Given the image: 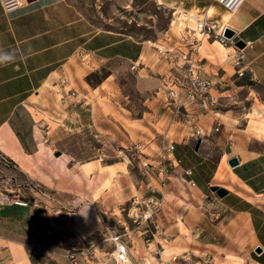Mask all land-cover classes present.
I'll return each mask as SVG.
<instances>
[{"label":"rangeland","instance_id":"obj_1","mask_svg":"<svg viewBox=\"0 0 264 264\" xmlns=\"http://www.w3.org/2000/svg\"><path fill=\"white\" fill-rule=\"evenodd\" d=\"M68 1L95 27L131 35L151 46L162 61V66L156 70L157 86L144 77V72L140 76L136 72L137 67L131 69V65L128 67L115 61L95 67L82 56L71 61L46 87L25 102L12 119V128L26 150L30 151L41 143L40 147L43 146L52 159L59 156L69 159L68 167L76 164V170L81 169V163L84 165L95 160L100 163H96L97 167L114 166L118 173L130 180L132 198H137L140 206L129 205L122 216L119 209L114 208L110 212L113 216L109 218L103 216L96 206L99 228L89 235L90 244L83 245L74 234L84 237L86 233L82 227L70 224L69 213L74 210L65 209L59 194L37 182L31 174L13 167L8 159L0 155V264H18L13 253L23 264H70L68 252H75L83 264H114L110 257L114 245L107 239L109 233L104 231V224L111 227L110 234L126 231L124 238L132 264H167L164 261L170 259L166 256L168 253L178 255L170 262L210 264L211 255L207 246L198 253L189 251L191 245L199 248L204 242L202 238L192 236L187 223L199 218V212L205 213L206 198L193 191L179 169L174 171L170 167L167 171L163 170L166 177L160 176L159 165L168 160L167 153L161 157V150L158 151L156 144H152L153 140L147 141L146 137L153 138L155 133H163L166 124L165 118H161L162 113L169 115L171 121L176 120L163 107L166 92L163 87L182 83L187 66L183 63L189 59L199 63L200 58L216 66L215 70L206 67L205 74L215 83L213 87H221L217 105L210 110L218 113L216 117L221 118L220 121L230 122L237 131L246 128L248 119L242 114L247 111L235 102L241 93L233 92L231 97L226 96L228 100L224 102L229 103L227 106L223 102L225 96L221 95L244 84L247 76L246 68L236 64L233 57L235 48H238L235 40L221 35L223 44L230 47L227 58L223 57L220 47L214 43L219 38L215 37L217 30L211 25L217 20L213 15L206 17L211 23L204 26L205 34L197 33V15L202 20L206 11L214 8L209 7L213 0ZM214 1L223 5L221 0ZM181 11L186 19L179 14ZM179 19L182 25L178 24ZM70 101L82 104V110L76 111V119L86 124L68 127ZM226 110H231L234 119L228 118L229 114L220 116ZM144 162L152 165L148 171L142 167ZM96 169L88 172L89 177H94L100 185L111 187L115 179L113 169ZM149 198L152 201L147 203ZM16 202L25 204L18 205ZM147 206L153 207L154 219L157 220L155 224L159 228L154 237L151 235V231L155 232L153 224L149 223L147 227L137 225L131 213L133 210L139 215ZM165 227H168L167 230ZM145 230L148 231L143 232ZM147 239L151 240L147 242ZM166 241L169 243L164 246L161 261L159 243ZM149 242L153 243V248L147 245ZM107 257L109 259L105 263Z\"/></svg>","mask_w":264,"mask_h":264},{"label":"crops","instance_id":"obj_2","mask_svg":"<svg viewBox=\"0 0 264 264\" xmlns=\"http://www.w3.org/2000/svg\"><path fill=\"white\" fill-rule=\"evenodd\" d=\"M209 7L216 10L214 17L217 20H222L228 11L236 12L240 20V26L229 28L235 31V43H244V47L238 49L247 76L244 84L228 92L229 95L227 91L221 95L225 96L224 102L228 100L226 96L231 97L230 93H241L235 102L247 111L242 114L248 119L246 128L237 131L230 122L220 121L221 118L216 117L218 113L211 110L202 118L196 116L189 121L174 122L162 113L165 130L146 139L153 140L158 151L172 144L173 150L166 155L168 163L160 164L159 169L167 171L172 167L182 173L190 171L193 191L206 198L205 213L199 212V218L187 222L192 236L202 238L204 243L199 248L191 245L189 251L198 253L207 246L210 264H264V0H240L231 10L213 0ZM206 17L203 18L205 21ZM204 34L202 32V36ZM220 49L222 56L227 58L229 49ZM153 50L131 35L95 27L68 0H23L22 5L12 11H5L0 3V56L14 58L6 66L0 65V155L13 167L31 174L37 182L59 194L65 209L74 210L69 213L70 224L82 227L86 233L84 237L74 234L83 245L90 244L89 235L99 228L97 208L109 218L113 216L110 212L114 208L120 211L130 202L133 196L130 180L119 174L114 166L97 167L96 163L100 165L98 160L84 163L88 166L87 172L74 169L76 164L68 167L69 159L61 156L52 159L44 147H40L41 143L26 150L12 128V119L33 94L46 87L71 61L82 56L95 67L113 61L128 67L134 63L136 72L140 76L144 72V77L157 86L156 70L162 66V61ZM198 62L204 72L206 67L216 69L201 58ZM228 104L224 102L225 106ZM82 108V104L70 101L68 127L86 124L76 119V111ZM227 114L230 115L228 118L234 119L231 110L220 116ZM215 121L221 123L216 132L212 129ZM194 127L201 130V137H190ZM198 139L200 144L195 150ZM233 157L237 158L238 164L231 167L228 160ZM93 168H112L115 172L112 186L106 187L94 177L91 179L88 172ZM211 187L223 188L227 193L218 197ZM119 201L118 206L106 208ZM122 214L120 212V216ZM182 247L178 248L182 250ZM166 256L171 261L178 255L168 253Z\"/></svg>","mask_w":264,"mask_h":264},{"label":"built area","instance_id":"obj_3","mask_svg":"<svg viewBox=\"0 0 264 264\" xmlns=\"http://www.w3.org/2000/svg\"><path fill=\"white\" fill-rule=\"evenodd\" d=\"M240 1V0H239ZM23 0H0V3L2 4L5 11H12L22 5ZM207 23H204V26H206ZM212 28H215V24H212ZM216 38H219V40L223 43V37H221V33L214 34ZM236 51H234L233 57L236 58V64H241L242 68H245V66L242 63V53L239 51L238 48H235ZM183 64H187L186 66V72L184 74V80L183 82H179L177 85H174L173 87H163L166 92L165 98H164V105L163 107L170 111L174 117H176V120L179 121H189L192 118L196 116H200L205 112L210 111L211 108H215V104L217 103V98L219 89L221 87H213L215 83L207 77L205 72L200 68L199 64L195 62L194 59H189ZM181 67V65H179ZM136 65L134 63L131 64V69H135ZM240 72V71H239ZM238 72V73H239ZM187 81L189 85H186ZM168 85V81L166 83V86ZM201 114H200V112ZM221 126V123L218 121L214 122L213 131H218L219 127ZM202 136V132L197 127L192 128L190 137L193 139H196L198 137ZM173 150V145L168 144L167 146L163 147L160 152V156L164 157L165 153H169ZM152 165L148 163H143L142 167L148 171L149 168ZM160 176L166 177V174L163 170H159ZM191 174L190 171H186L184 173L186 177V181L189 185H194L193 180L189 177ZM152 201V198L148 199L147 203H150ZM25 204V203H23ZM132 216L134 217V222L137 225H145L146 227L149 226V223L153 224V227L155 229V232L151 231V235L154 237V234L158 233V226L156 220L154 219V211L153 207H146L139 215L134 214L133 210L131 211ZM136 227V226H135ZM137 228V227H136ZM111 227L108 228L106 224H104V231L106 233H109V239L113 245L114 249L111 252L110 256L113 260L114 264H121L122 262H125V258L122 257L123 253H127L128 256V246L127 241L124 238L126 235V231H124L123 234H117L112 233L109 231ZM148 230H145L143 232H147ZM151 239H147L146 241H150ZM120 252L118 259L113 257V252ZM125 250V251H124ZM67 258L70 261V264H83V261H80V258H78L77 254L75 252H68ZM177 259V258H176ZM172 259V261L176 260ZM121 262V263H120ZM170 262H168L169 264Z\"/></svg>","mask_w":264,"mask_h":264},{"label":"bare ground","instance_id":"obj_4","mask_svg":"<svg viewBox=\"0 0 264 264\" xmlns=\"http://www.w3.org/2000/svg\"><path fill=\"white\" fill-rule=\"evenodd\" d=\"M238 0H221L220 2L223 4V5H225V7H228V9L229 8H232L233 7V5L237 2ZM216 13V10L213 8V9H210V10H208V11H206V16H208V15H213L214 16V14ZM179 14L181 15V16H185V19H186V15L184 14L183 15V11H181V12H179ZM180 16V17H181ZM198 16V18H199V22L196 24V27H197V33H205V30H204V23H209V22H207V21H205L204 19H200V17H199V15H197ZM222 20H220V19H218L217 21H216V23H214L215 24V28H216V30H217V34H220L223 30H224V28L225 27H233V26H238L239 25V23H238V21H240L239 20V17L237 16V14H236V12H231V11H228V12H226L223 16H222ZM182 20L181 19H179V21H178V24L179 25H182ZM240 24H242V23H240ZM212 25V24H211ZM240 26V25H239ZM215 41H217V43H218V45L223 49V50H225L226 51V49L228 48V49H230V47H227V46H225V44H223L220 40H215ZM259 133V132H258ZM81 167V169L82 170H84L85 172H87L88 171V166L87 165H83V166H80ZM191 187H194V186H192L191 185ZM16 204H18V205H24L22 202H16ZM129 205H131V206H134V207H136V208H138L139 206H140V202L138 201V199L137 198H132L131 200H130V202L125 206V207H123V209H121L120 210V212H122L123 213V211L125 210V209H127L128 208V206ZM106 218H108L107 216H105ZM166 243V244H165ZM169 242H161V243H159L160 245H159V247H160V250H159V252H160V260L162 261V256L161 255H163L162 253H163V250H164V245H167ZM148 246H152V248L154 247V245H153V243L152 242H149L148 244H147ZM169 247V246H168ZM16 250V249H15ZM170 250V249H169ZM125 251V250H124ZM8 253V252H7ZM9 254V253H8ZM7 254V255H8ZM14 254V258H15V262H17V263H20L21 262V260H18V258L16 257V255H15V253H13ZM102 254V253H101ZM119 254H120V252H118V250H116V252H113V257L114 258H117L118 259V257H119ZM21 255V254H20ZM106 255V254H105ZM111 257V256H110ZM122 257L123 258H125L124 260H125V262L123 263H121V264H132V261H131V259L129 258V256H127V253H123L122 254ZM104 258H105V256H104ZM108 259H109V257H107L106 258V261H105V263L108 261ZM1 260V259H0ZM113 261V260H112ZM168 262H170L169 260H165L164 261V263H167L168 264ZM114 263V262H113Z\"/></svg>","mask_w":264,"mask_h":264},{"label":"water","instance_id":"obj_5","mask_svg":"<svg viewBox=\"0 0 264 264\" xmlns=\"http://www.w3.org/2000/svg\"><path fill=\"white\" fill-rule=\"evenodd\" d=\"M222 36L228 40H231L234 36H235V31L229 27H226L222 33ZM235 46L238 47V48H243L244 47V43L242 41H237L235 43ZM199 144H200V140L198 139L196 144H195V147L194 149L197 150L198 147H199ZM58 155V153L56 154V156ZM228 164L231 166V167H234L238 164V160L237 158H231L228 160ZM211 191L212 192H215L216 195L218 197H223L227 191L224 190L223 188H219V187H211ZM257 252H259V249L257 250Z\"/></svg>","mask_w":264,"mask_h":264},{"label":"clouds","instance_id":"obj_6","mask_svg":"<svg viewBox=\"0 0 264 264\" xmlns=\"http://www.w3.org/2000/svg\"><path fill=\"white\" fill-rule=\"evenodd\" d=\"M14 58L11 56H0V65L6 66L7 63L13 62Z\"/></svg>","mask_w":264,"mask_h":264}]
</instances>
